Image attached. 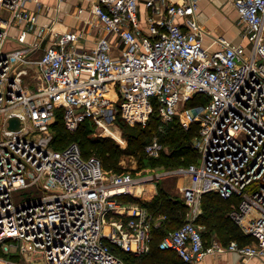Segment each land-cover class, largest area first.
Listing matches in <instances>:
<instances>
[{"label":"built area","instance_id":"1","mask_svg":"<svg viewBox=\"0 0 264 264\" xmlns=\"http://www.w3.org/2000/svg\"><path fill=\"white\" fill-rule=\"evenodd\" d=\"M141 2L96 0L104 34L87 48L78 32L41 23L28 0H0V264H127L121 252L148 254L153 216L122 197L174 174L192 177L182 192L195 210L205 192L236 196L230 216L264 239V0H234L247 43L206 30L199 0H146L145 20ZM33 64L36 90L23 83ZM59 112L69 130L90 121L109 136L121 131L120 119L147 125L155 112L164 123H198V161L156 177L109 173L77 141L54 147ZM164 150L158 139L144 146L151 157ZM17 190L30 198L16 199ZM159 248L188 262L211 253L264 256L263 240L209 242L194 218L164 234Z\"/></svg>","mask_w":264,"mask_h":264},{"label":"trees","instance_id":"2","mask_svg":"<svg viewBox=\"0 0 264 264\" xmlns=\"http://www.w3.org/2000/svg\"><path fill=\"white\" fill-rule=\"evenodd\" d=\"M195 100H199V96ZM59 114V120H57V122L59 121L60 126L55 128L56 134L53 142L54 147H56L55 144L57 142L58 136L60 137V135H63L64 137L60 141L61 143L62 141L71 138V136H67L66 134L65 125L61 116L62 113L59 112ZM157 119H160V117L155 112L151 115L146 127L142 128V131H139L138 129H136L137 132H133L129 129L126 130L129 137L127 147H121L119 144L115 143V141H113V139L111 138H107L102 142L92 141L89 138V133L91 131L90 124H92L90 121L82 123L77 130L78 132L73 137L78 140L77 142L81 145L83 153L86 156L96 155L89 154V144L99 146L101 150H103V161L107 163L108 157L106 155L110 152L111 154H135L136 151L141 148L144 152V146L146 143H148H145L144 136L150 133L153 127H157ZM119 121L120 124H123L124 126L125 124H129L121 119ZM62 125H64V127ZM135 125L142 126V124ZM108 132L114 133L116 135L118 133V129H110L108 130ZM168 132L169 136H167V138H164V140L169 142L168 144L171 148V153L165 155L169 158L167 163H170V161L172 162L173 160V163L178 164L190 159L192 156H195L198 153L197 150L192 146L193 140L198 133V123H193L192 125H190L189 128H183L178 124L177 119H175L173 122L168 123ZM118 140L123 141L121 139ZM65 146L66 145L56 148H63ZM98 157L101 159L100 156ZM103 161L102 163H104ZM132 196L133 195H125L122 198L127 201H135L141 203L143 206L148 208L154 218H157V221H153L152 223L151 251L148 254L141 256H137L128 252H121L122 256L126 260L127 264H150L160 260L164 261L163 264H170V262H168L169 255L170 253L175 254V252L170 250H161L159 248V242L163 235L168 232L167 230L172 225V222L178 223L180 220L184 219L185 214L187 212V204L179 198H173L167 195L163 188H160L158 194L151 201H142L140 198H134V196L132 198ZM235 201H238V198L236 196L227 198L214 191L205 192L203 194V210L198 215L197 219L200 223L204 224V226H207L211 230V233L213 231L218 235L223 236V238L217 239L225 244L229 243L231 240H237L240 243H251L255 240V238L244 233L240 226L229 214L232 205ZM184 222L180 223L177 227H179ZM204 235L205 238L209 240L205 234V231ZM146 258H148L150 261L146 262ZM182 264L185 263L182 261Z\"/></svg>","mask_w":264,"mask_h":264},{"label":"rangeland","instance_id":"3","mask_svg":"<svg viewBox=\"0 0 264 264\" xmlns=\"http://www.w3.org/2000/svg\"><path fill=\"white\" fill-rule=\"evenodd\" d=\"M38 1V0H36ZM227 1V0H226ZM35 2V1H34ZM205 2V0H199V5L200 8L202 10H204L203 7V3ZM229 4L231 5V8L235 9V5H234V0H229ZM211 11V10H209ZM226 14V13H225ZM239 22V19H238ZM239 25L241 26L242 24ZM19 34L18 31H15V36H17ZM15 36L12 34V39H10L9 43L12 41L13 43H16L17 40H15ZM44 47V46H43ZM39 50L38 52H36L35 58L38 57V55L40 54ZM23 83L30 88L31 90H36L39 85H40V79H39V72L37 69V66L35 64H33L30 68H29V72L28 74L25 75L24 77V81ZM57 120H59L58 118L53 122V134H54V138H55V134H56V130L55 128L60 126L59 121L57 122ZM158 121V125L157 127H153L150 131V133H148L147 135L144 136V141L146 142H150L152 140L158 139L161 142H163L166 145V150L163 151L162 155L159 156L158 158H153L151 156H148L146 153H144L142 151V148L137 150L135 154H111L108 153L106 156L108 157V162L105 163L103 160V154L101 148L99 146H94L89 144V154H96L98 156L101 157L102 161L104 162V168L107 172L111 173V172H122V171H132L135 175L137 176H142L145 174H153L155 177L158 174H161V172H165L164 175L167 174L168 170H172V169H176L179 167H186L188 166L190 163L192 162H196L198 161L199 158V153H197L195 156H192L190 159L185 160L181 163H173L170 161V163H167L169 158L167 156H165L166 154L171 153V148L169 146V142L164 140V138H167V136H169V132H168V123H164L161 119H157ZM178 124L185 128L184 125L177 119ZM59 123V125H58ZM64 127V125H62ZM146 127V125H129V124H125V126L122 124H120V128L121 131L118 130V133L114 136L118 137V139L121 140H126V146H122L120 145V143L113 138L112 136L106 135V134H102L100 133L96 127L92 124H90V133H89V138L92 141H96V142H102L103 140L107 139V138H111L113 139V141H115V143L119 144L121 147H127L128 146V134L126 130H131L133 132H137L136 129H138L139 131H142V128ZM78 129L76 130H69L65 127V131L67 136H71L70 139L62 141V143L60 142L62 140L63 135H60V137L58 136L57 142L55 144L56 147H62L64 145H67L68 143H70L71 141H75V137H73L78 131ZM122 132V134H121ZM118 135V136H117ZM59 140V141H58ZM78 141V140H76ZM54 142V140H53ZM147 144V143H146ZM196 150L197 148L194 145V140H193V145H192ZM198 152V151H197ZM161 177V176H160ZM192 179V177L189 176H183V175H169L167 177L164 178H159L155 181H153L151 184H148L146 186V190H144V192L142 191L141 194H136L133 195L134 198H140L142 201H151L159 192L160 188H163L164 191L167 193V195L173 197V198H179L180 200H182L183 202L186 203L184 196H183V192H182V188L185 184H191L190 180ZM132 196V198H133ZM14 197L16 199H27L30 198V195H28V192H23L21 191H15L14 192ZM187 204V203H186ZM203 197L201 199V203L200 206L203 208ZM187 212L185 214V217L183 220H180L178 223L172 222V225L170 226V228L167 231H171L173 230L175 227H177L180 223L188 220V219H193L196 211L195 208L193 206H190L187 204ZM203 210V209H202ZM165 218V217H162ZM198 218V216H197ZM153 221L156 222L157 218L153 217ZM195 221L199 222L198 219H196ZM200 223V222H199ZM202 224V223H201ZM203 225V230L205 231V234L207 236V238L211 241L214 238H223V236L218 235L217 233L213 232L211 233V230L207 227ZM262 240L264 241L263 238H259V239H255L254 242H256V244H260V242H262ZM209 241V242H210ZM168 260V259H166ZM165 260V261H166ZM150 260L148 258H146V262H149ZM163 260L160 261H155L154 263H150V264H163ZM168 262H170V264H182V260L180 259V257H178L176 254L174 253H170L169 255V260ZM166 264V263H165Z\"/></svg>","mask_w":264,"mask_h":264},{"label":"crops","instance_id":"4","mask_svg":"<svg viewBox=\"0 0 264 264\" xmlns=\"http://www.w3.org/2000/svg\"><path fill=\"white\" fill-rule=\"evenodd\" d=\"M95 1L28 0L27 7L33 11H38L39 21L41 23L49 22L54 29L62 32H78L81 34L78 44L91 48L96 45L98 38L104 34L102 24L93 12V4ZM145 2L146 0H142L141 2L140 15L143 20L147 19L149 14V9ZM229 3V0H205L203 3L204 10L198 5V20L206 30L214 35H223L234 43H247L248 40L243 36L242 25L240 26L238 22V11L236 8L232 9ZM15 31L19 32L20 29L13 27L11 29V35L13 34L15 36ZM211 41L212 39L209 35L205 36V44H210ZM16 43L12 44L11 41L12 45ZM195 211L199 215L202 212V207L199 205ZM193 218L194 220L197 219V217ZM197 223L201 224L199 222ZM175 254L180 257L177 253ZM180 259L185 264H264V256L243 258L237 252L211 253L198 262H188L181 257Z\"/></svg>","mask_w":264,"mask_h":264},{"label":"water","instance_id":"5","mask_svg":"<svg viewBox=\"0 0 264 264\" xmlns=\"http://www.w3.org/2000/svg\"><path fill=\"white\" fill-rule=\"evenodd\" d=\"M20 120L17 116H12L10 118V126L13 128L19 127Z\"/></svg>","mask_w":264,"mask_h":264},{"label":"bare ground","instance_id":"6","mask_svg":"<svg viewBox=\"0 0 264 264\" xmlns=\"http://www.w3.org/2000/svg\"><path fill=\"white\" fill-rule=\"evenodd\" d=\"M119 130V129H118ZM108 133H110L112 136H114L115 134L114 133H111V132H108ZM115 138H118V137H116V136H114Z\"/></svg>","mask_w":264,"mask_h":264}]
</instances>
